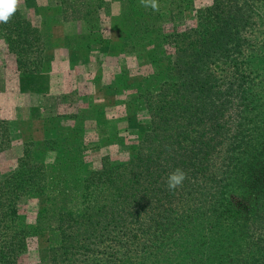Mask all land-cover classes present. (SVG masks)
<instances>
[{"label":"trees","instance_id":"obj_1","mask_svg":"<svg viewBox=\"0 0 264 264\" xmlns=\"http://www.w3.org/2000/svg\"><path fill=\"white\" fill-rule=\"evenodd\" d=\"M259 1L214 0L194 27L162 31L170 71L160 81L158 64L148 62L154 89H132L149 123L125 161L104 157L80 175L84 128L77 127L67 144L72 154L54 164L69 171L48 187L50 167L25 143L18 170L0 179V264H20L26 251L20 201L47 192L53 196L41 204L34 231L49 230L51 245L36 264H264V44L253 39ZM13 44L18 68L35 71L21 57L34 45ZM11 140L0 120V151ZM176 168L186 179L169 190Z\"/></svg>","mask_w":264,"mask_h":264},{"label":"rangeland","instance_id":"obj_2","mask_svg":"<svg viewBox=\"0 0 264 264\" xmlns=\"http://www.w3.org/2000/svg\"><path fill=\"white\" fill-rule=\"evenodd\" d=\"M213 2L156 0L157 8L152 9L141 0H17L20 15L0 23V120L8 122L12 139L9 148L0 151V179L18 170L26 143L50 167L45 170L50 187L56 175L63 178L69 171L54 164L58 156L72 154L68 139L80 126L84 130L79 150L86 162L80 165V175L99 168L104 157L125 161L135 135L146 132L149 123L132 89L141 93L154 89L147 77L154 71L148 62L158 64L159 74H164L160 81L170 71L162 31L194 27ZM256 4L259 17L253 39L262 45L264 0ZM146 28L150 31L144 33ZM20 41L34 45L21 57L30 69L37 67L35 71L18 68L17 52L9 47ZM57 56L61 59L55 60ZM32 93L47 94L42 110L28 109ZM47 137L54 139L49 145L54 150L48 152ZM47 193L44 198L29 194L19 203L21 221L30 229L20 264L38 263L40 251L51 245L49 230L34 231L41 204L51 199ZM76 202L79 196L73 198Z\"/></svg>","mask_w":264,"mask_h":264},{"label":"clouds","instance_id":"obj_3","mask_svg":"<svg viewBox=\"0 0 264 264\" xmlns=\"http://www.w3.org/2000/svg\"><path fill=\"white\" fill-rule=\"evenodd\" d=\"M145 7L157 8L156 0H141ZM17 0H0V23H7L16 12ZM186 179V173L181 168H176L167 176V187L169 190L177 189Z\"/></svg>","mask_w":264,"mask_h":264},{"label":"crops","instance_id":"obj_4","mask_svg":"<svg viewBox=\"0 0 264 264\" xmlns=\"http://www.w3.org/2000/svg\"><path fill=\"white\" fill-rule=\"evenodd\" d=\"M61 58L57 56L55 60H60ZM59 73H53L56 76ZM46 93H32L28 96V109L38 108L39 110L43 109L44 102L46 100ZM16 149H19L18 147ZM20 150V149H19Z\"/></svg>","mask_w":264,"mask_h":264}]
</instances>
